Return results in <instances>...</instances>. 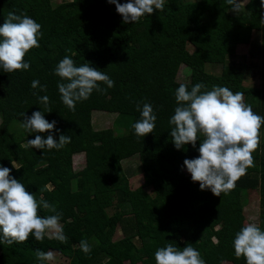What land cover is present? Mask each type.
<instances>
[{
	"label": "trees",
	"instance_id": "16d2710c",
	"mask_svg": "<svg viewBox=\"0 0 264 264\" xmlns=\"http://www.w3.org/2000/svg\"><path fill=\"white\" fill-rule=\"evenodd\" d=\"M52 1L0 0V25L9 12L26 14L42 25L43 34L40 46L25 57L29 70L7 73L0 69V166L10 168V175L38 200L42 196L62 213L60 223L68 242L45 237L41 243L30 236L24 243L0 244V264H40L37 250L57 253L69 264H155V251L168 243L181 250L191 244L206 264H222L223 259L246 264L243 257L236 258L233 240L244 226V199L250 191L261 194L260 228L264 230V147L253 153L254 167L247 169L235 188L218 197L201 190L199 182L186 173L184 160L199 156L201 141L177 150L169 120L181 83L189 90L203 83L202 91L218 85L241 92L245 103L264 116V9L260 0H250L243 16H233L227 0H165L163 11L154 10L130 23L123 22L108 0ZM254 33H261V46L251 50L249 61L244 56V61L237 62L236 49L249 45ZM188 46L195 50L189 52ZM65 56L76 66L90 64L103 71L114 87L104 94L93 91L72 111L60 98L57 85L62 81L54 74ZM208 64L222 65L221 74L208 72ZM181 65L189 68L186 82L178 80ZM259 73L260 88L245 86ZM33 80L46 85L47 91L33 89ZM34 93L49 97L50 113ZM137 103H150L157 116L155 130L143 138L132 128L140 119ZM35 111H41L49 122L55 120L56 130L14 133L17 124L22 126L21 114L31 117ZM93 111L116 114L113 131L97 135L91 124ZM50 134L57 142L61 134L70 136L71 142L60 150L23 147L36 135L46 139ZM97 149L103 154L97 155ZM83 151L89 158L73 172L72 154ZM135 156L142 165L144 184L132 190L123 162ZM45 186V191H39ZM39 214L55 213L41 207ZM118 225L124 238L115 241ZM82 239L90 244V255L80 250Z\"/></svg>",
	"mask_w": 264,
	"mask_h": 264
},
{
	"label": "clouds",
	"instance_id": "9594fccd",
	"mask_svg": "<svg viewBox=\"0 0 264 264\" xmlns=\"http://www.w3.org/2000/svg\"><path fill=\"white\" fill-rule=\"evenodd\" d=\"M108 2L115 4L124 23L138 22L142 16L164 9V0H128L123 4L119 0ZM227 3L233 6V11L240 10L238 0H227ZM260 7L264 9V0H260ZM261 22L264 23V19ZM41 28L42 25L30 16L9 12L0 25V69L7 73L30 69V62L25 57L32 48L40 46ZM54 74L62 81L57 85L60 98L72 111H75L77 102L88 100L93 91L104 94L115 84L106 73L90 64L76 66L69 56L59 61ZM101 84L107 88H102ZM31 87L47 91L46 85L41 86L38 80H33ZM205 87L203 83H197L189 90L186 84L181 83L176 89L177 107L169 120L173 126L170 135L177 150L186 144L195 147L197 141H201L199 156L185 159L184 166L192 181L199 182L201 190H210L219 197L233 190L236 182L246 175L247 169L254 167L253 153L260 145L264 116L256 114L252 106L244 102L241 92L218 85L202 91ZM34 94L38 96L39 103L48 108L49 97ZM136 107L140 119L132 128L137 137L143 138L155 130L157 116L150 103H143L142 106L137 103ZM21 115L24 117L22 127L28 132L56 130L57 122H49L41 111L33 112L31 117L25 113ZM70 142L71 137L64 134L59 136L58 142L51 134L46 139L36 135L23 147L60 150ZM12 164L19 170L15 162L12 161ZM10 173V168L0 166V244L24 243L30 236L41 243L47 237L66 244L68 238L60 223L62 213H58L56 207L42 196L38 200L24 183ZM46 189L47 186L39 191ZM41 207L55 214L41 216ZM79 247L85 255H90L92 248L86 239L80 241ZM233 247L236 258L243 257L246 264H264V230L256 223H245L235 234ZM154 255L155 264H206L191 244L181 250L168 243L158 248ZM36 259L40 264H51L55 255L52 251L37 250Z\"/></svg>",
	"mask_w": 264,
	"mask_h": 264
},
{
	"label": "rangeland",
	"instance_id": "374dc122",
	"mask_svg": "<svg viewBox=\"0 0 264 264\" xmlns=\"http://www.w3.org/2000/svg\"><path fill=\"white\" fill-rule=\"evenodd\" d=\"M64 1H69V0H53L52 2L54 4H59L61 2ZM184 3H192L194 0H183ZM165 2V0H164ZM250 0H238V3L240 4V10L238 12L233 11L232 8L233 6H230V13L233 16H243L246 15L247 12V5L249 4ZM262 43V35L261 33H254L252 36V40L251 43L249 45H242L239 46L236 49V55H235V60L237 62H242L244 61V56H246V61H249V54L251 52V50H255V48L261 46L260 44ZM189 52H193L195 50V48H192L191 46L187 47ZM232 60V59H229ZM178 80L181 82H186L187 80V76L189 75V68L185 65H181L180 67H178ZM206 69L208 72L212 73V74H216L219 75L222 72V65L220 64H208L206 66ZM263 83V79L261 77V74L259 73L258 75L254 76V77H250L248 79L247 82H245V86L247 87H255V88H260L262 86ZM244 102H245V96H244ZM117 115L116 114H112L110 112H103V111H93L92 112V127L93 130L95 132H99L96 133L97 135H105L108 134L107 132H111L114 129V122L116 119ZM11 128V126H10ZM14 133L19 132L22 133L24 129L21 125L17 124V126H15L14 128ZM186 145H184L183 147H185ZM260 147H264V129H262L261 131V141H260ZM104 151H102V149H97L96 153L97 155H101L103 154ZM88 155L86 151L83 152H76L74 154H72L71 157V168L73 172H78L87 162L88 160ZM123 167L125 169V173L129 178V183H130V187L132 188V190H136L137 188H139L140 186H142L144 184V174H143V170H142V165L140 162V159L138 156H135L131 159L125 160L123 162ZM187 174L188 171L186 172ZM147 191L149 194H151L152 196L154 195L153 189L152 187L147 188ZM260 198H261V194L259 192V190L257 191H250V193H248L247 198L244 199L245 203L247 204L244 210V225L245 223H256L259 227L260 226V216H261V202H260ZM114 208L109 210V214L113 215L114 214ZM124 238V231L121 228L120 225L117 226L115 235H114V240L115 241H119L120 239ZM134 242L140 246V240L138 238H134ZM54 253V252H53ZM226 252L223 253V257H226ZM55 255V260L53 262H51V264H69V261H67L65 258H63L62 256H60L57 253H54ZM223 263L222 264H232L231 260L229 259H223Z\"/></svg>",
	"mask_w": 264,
	"mask_h": 264
}]
</instances>
